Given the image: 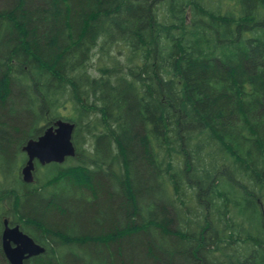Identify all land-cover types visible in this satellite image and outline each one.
<instances>
[{"label":"trees","instance_id":"16d2710c","mask_svg":"<svg viewBox=\"0 0 264 264\" xmlns=\"http://www.w3.org/2000/svg\"><path fill=\"white\" fill-rule=\"evenodd\" d=\"M0 171L25 264H264V0H0Z\"/></svg>","mask_w":264,"mask_h":264},{"label":"water","instance_id":"95a60500","mask_svg":"<svg viewBox=\"0 0 264 264\" xmlns=\"http://www.w3.org/2000/svg\"><path fill=\"white\" fill-rule=\"evenodd\" d=\"M75 129L74 123L59 120L38 140H30L23 147V152L27 155V163L21 171L25 183L34 182L36 163L42 166L63 164L68 158L76 156L73 143ZM2 245L9 264H25L30 258L38 257L45 252V249L24 234L19 226L10 227L8 221H5Z\"/></svg>","mask_w":264,"mask_h":264},{"label":"flooded vegetation","instance_id":"af4514ba","mask_svg":"<svg viewBox=\"0 0 264 264\" xmlns=\"http://www.w3.org/2000/svg\"><path fill=\"white\" fill-rule=\"evenodd\" d=\"M55 124V122L50 126V125H48L47 123H45L43 126H44V132H43V134L45 133V131L48 129V128H50V127H52L53 125ZM42 134V135H43ZM41 135V136H42ZM40 136V137H41ZM40 137H38L37 139H35V140H38ZM24 155H25V157H26V162L24 163V165L23 166H25V164L27 163V155L24 153ZM23 166H22V168H21V171H22V169H23ZM38 166H41V167H43L42 165H40V164H38V163H36V165H35V172H34V182L32 183V184H27V183H25L24 182V180H23V177H22V173H21V171H20V180L23 182V183H25V184H27V185H34L35 183H36V172H37V168H38ZM5 221H8V220H4V229H3V232H4V230H5ZM8 225L10 226V227H16V226H19V225H13L10 221H8ZM19 228H20V226H19ZM20 230H21V228H20ZM22 231V230H21ZM3 232H2V236H3ZM23 232V231H22ZM24 233V232H23ZM25 234V233H24ZM27 235V234H26ZM2 236H1V251H2V253H3V256H4V260H5V262H7L8 263V260H7V258H6V256H5V254H4V251H3V245H2ZM29 236V235H28ZM30 237V236H29ZM36 243V242H35ZM37 244V243H36ZM39 245V244H38ZM41 246V245H40ZM42 247V246H41ZM45 253V252H44ZM43 253V254H44ZM34 258H36V257H34ZM34 258H30L27 262H29L30 260H32V259H34Z\"/></svg>","mask_w":264,"mask_h":264},{"label":"rangeland","instance_id":"374dc122","mask_svg":"<svg viewBox=\"0 0 264 264\" xmlns=\"http://www.w3.org/2000/svg\"><path fill=\"white\" fill-rule=\"evenodd\" d=\"M101 58V57H100ZM95 69H94V71H98V68L100 67V66H102V64L100 63V62H98V57H96V61H95ZM96 73H98V72H96ZM68 107H69V109H64V110H62V115H64V117H66V116H68L69 114H70V112H71V109H72V105H68ZM81 140V139H80ZM82 141V140H81ZM23 158V156H21L18 160L19 161H21L22 162V164H21V166L18 168V174L20 175V171H21V168H22V166L24 165V163L26 162H23L22 159ZM10 161H11V159H10ZM67 163V162H66ZM1 172V171H0ZM46 174V173H45ZM36 176L38 177H40V178H42L43 177V171H40L39 173H36ZM3 182V178H2V176H1V173H0V183H2Z\"/></svg>","mask_w":264,"mask_h":264},{"label":"bare ground","instance_id":"6f19581e","mask_svg":"<svg viewBox=\"0 0 264 264\" xmlns=\"http://www.w3.org/2000/svg\"><path fill=\"white\" fill-rule=\"evenodd\" d=\"M107 47V46H106ZM112 47V46H111ZM111 49V48H110ZM105 51V50H104ZM107 51V50H106ZM110 51V50H109ZM102 54V53H101ZM105 56V55H104ZM128 65V64H127ZM129 68V67H128ZM34 140V139H33Z\"/></svg>","mask_w":264,"mask_h":264}]
</instances>
